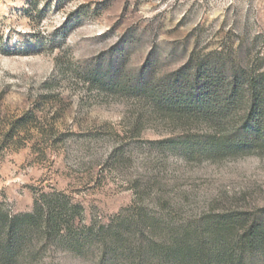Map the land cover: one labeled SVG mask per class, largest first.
<instances>
[{
	"label": "rangeland",
	"instance_id": "1",
	"mask_svg": "<svg viewBox=\"0 0 264 264\" xmlns=\"http://www.w3.org/2000/svg\"><path fill=\"white\" fill-rule=\"evenodd\" d=\"M215 66L245 89L264 73V0H0V202L13 215L44 196L81 209L73 236L39 250L37 233L15 264H133L72 241L115 223L262 214L264 153L186 155L168 143L185 131L131 89L143 71L158 81Z\"/></svg>",
	"mask_w": 264,
	"mask_h": 264
},
{
	"label": "trees",
	"instance_id": "2",
	"mask_svg": "<svg viewBox=\"0 0 264 264\" xmlns=\"http://www.w3.org/2000/svg\"><path fill=\"white\" fill-rule=\"evenodd\" d=\"M185 69L158 81H149L148 72L143 71L138 85L131 87L151 105L154 115L185 131L184 137L168 143L181 142L189 156L197 151L217 158L264 153V73L250 79L245 89L239 72L225 76L215 66L187 76ZM122 74L114 68L109 80ZM226 78V89L217 93ZM119 88L127 91L130 87L122 83ZM80 210L64 199L44 196L33 212L13 215L0 202V264H15L37 233L42 235L39 250L59 242L63 232L73 236ZM249 217L225 212L205 222L163 227L148 221L125 233L124 226L115 223L108 230L89 231L84 243L78 239L72 246L84 253L102 244L101 262L113 255L127 256L133 264H264V212Z\"/></svg>",
	"mask_w": 264,
	"mask_h": 264
}]
</instances>
